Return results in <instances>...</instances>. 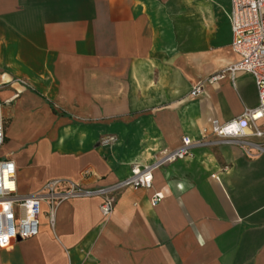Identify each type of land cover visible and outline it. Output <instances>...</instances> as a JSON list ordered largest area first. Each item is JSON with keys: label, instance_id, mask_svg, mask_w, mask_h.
<instances>
[{"label": "crops", "instance_id": "crops-1", "mask_svg": "<svg viewBox=\"0 0 264 264\" xmlns=\"http://www.w3.org/2000/svg\"><path fill=\"white\" fill-rule=\"evenodd\" d=\"M230 7L0 0V157L15 161L19 193L52 179L114 184L136 163L154 173L149 189H121L109 217L101 197L70 199L51 226L43 204L39 234L0 248V264H264V154L209 136L191 155L161 162L212 119L259 103L248 73L236 84L206 81L239 59Z\"/></svg>", "mask_w": 264, "mask_h": 264}, {"label": "built area", "instance_id": "built-area-1", "mask_svg": "<svg viewBox=\"0 0 264 264\" xmlns=\"http://www.w3.org/2000/svg\"><path fill=\"white\" fill-rule=\"evenodd\" d=\"M228 17L233 34L232 49L239 59L221 68L206 81L216 83L229 77L236 84L239 73H248L255 81L259 103L230 120L221 122L217 118L212 119L202 129L198 139L184 136L181 146L166 153L162 163L191 155L192 146L207 143L209 136L213 137V141L238 144L251 157L264 154V0H231ZM204 83L194 86L191 95L201 94ZM111 139L103 138L102 143ZM4 141L5 117L0 100V147ZM153 182V167L136 163L127 178L114 184L87 188L73 180L52 179L38 192L25 195L18 191L15 161L10 157H0V248L39 234L43 204L48 207L45 217L51 226L55 225L59 206L70 199L101 197L100 210L105 217H109L114 212L116 197L121 189H149ZM162 198V193L156 192L152 203L156 205Z\"/></svg>", "mask_w": 264, "mask_h": 264}, {"label": "rangeland", "instance_id": "rangeland-1", "mask_svg": "<svg viewBox=\"0 0 264 264\" xmlns=\"http://www.w3.org/2000/svg\"><path fill=\"white\" fill-rule=\"evenodd\" d=\"M1 85H3V84H1ZM1 85H0V87H1Z\"/></svg>", "mask_w": 264, "mask_h": 264}]
</instances>
